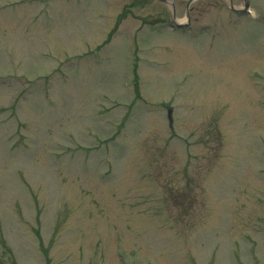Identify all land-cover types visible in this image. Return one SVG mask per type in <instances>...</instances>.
Masks as SVG:
<instances>
[{"label":"rangeland","instance_id":"obj_1","mask_svg":"<svg viewBox=\"0 0 264 264\" xmlns=\"http://www.w3.org/2000/svg\"><path fill=\"white\" fill-rule=\"evenodd\" d=\"M188 13L0 0V264H264V0Z\"/></svg>","mask_w":264,"mask_h":264},{"label":"water","instance_id":"obj_2","mask_svg":"<svg viewBox=\"0 0 264 264\" xmlns=\"http://www.w3.org/2000/svg\"><path fill=\"white\" fill-rule=\"evenodd\" d=\"M229 1H230L231 8L234 9V10H236V11L245 10L249 6V0H244V7L243 8H236V7L233 6L232 0H229Z\"/></svg>","mask_w":264,"mask_h":264},{"label":"trees","instance_id":"obj_3","mask_svg":"<svg viewBox=\"0 0 264 264\" xmlns=\"http://www.w3.org/2000/svg\"><path fill=\"white\" fill-rule=\"evenodd\" d=\"M44 253L47 255V250L44 248Z\"/></svg>","mask_w":264,"mask_h":264}]
</instances>
